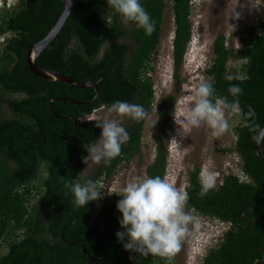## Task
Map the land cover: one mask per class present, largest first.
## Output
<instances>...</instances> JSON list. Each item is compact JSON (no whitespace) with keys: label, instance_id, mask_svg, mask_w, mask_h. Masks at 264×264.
<instances>
[{"label":"trees","instance_id":"trees-1","mask_svg":"<svg viewBox=\"0 0 264 264\" xmlns=\"http://www.w3.org/2000/svg\"><path fill=\"white\" fill-rule=\"evenodd\" d=\"M194 0H173V76L184 82L181 70L193 36ZM264 6V0H262ZM154 22L149 36L135 23L131 28L107 0H74L72 15L36 63L57 70L78 83L96 82L95 88H75L52 82L30 71L27 54L55 25L63 11V0H17L0 7V264H172L158 255H141L124 249L116 233L125 231L116 194L77 207L65 185L88 180L108 182L122 163L129 165L142 149L144 124L151 114L156 92L151 62L161 40L165 0H140ZM264 10V7H263ZM129 39L133 43L130 49ZM214 58L206 70L214 87L212 100L239 101L242 114L235 128V151L241 158L246 179L227 174L221 183L201 195V167L190 173L186 211L218 219L228 225L218 246L210 248L202 264H253L263 257L264 246V161L254 150L255 137L264 127V16L249 28L239 48H229L226 35L218 34L213 44ZM242 61L233 74L228 63ZM232 76V80L226 79ZM242 89L238 97L228 89ZM12 95L17 98L6 101ZM56 98H70L75 104ZM116 101L142 105L144 120H127L130 135L119 156L81 173L83 147L93 143L102 129L84 121L101 107ZM176 96L162 99L159 120H170ZM227 113L234 111L225 109ZM73 120L76 125L73 128ZM73 128V130H72ZM162 130L156 151L147 166L146 177L165 179L169 160ZM264 150V138L262 139ZM101 202V203H100ZM99 203L101 204L99 207ZM251 221H254L251 223ZM251 223V224H249ZM86 249V254L84 250ZM89 256V257H88ZM91 257V258H90ZM262 264V263H261Z\"/></svg>","mask_w":264,"mask_h":264},{"label":"rangeland","instance_id":"rangeland-1","mask_svg":"<svg viewBox=\"0 0 264 264\" xmlns=\"http://www.w3.org/2000/svg\"><path fill=\"white\" fill-rule=\"evenodd\" d=\"M16 1L7 0L8 4H14ZM165 1L168 6L164 13L161 40L158 53L151 62L153 70L150 76L156 97L153 110L144 124L142 149L129 165L122 163L111 180L99 184L98 190L102 191V197L99 200L108 196L107 192L119 189L135 177H146L147 166L155 157L156 138L160 130L164 132L165 138L162 143L167 146L168 150L169 165L165 179L178 189L187 190L190 173L196 166L201 167V177L202 175L213 177L215 186L219 185L222 177L227 174H235L245 179L241 158L235 151L237 142L235 128L242 121V114L239 110L232 113L224 110L223 118L228 127L218 136H214L206 124L199 127L185 126V130H182L181 126L175 123L174 117L185 115L188 112L192 90L199 83L209 80L206 70L214 58L213 44L218 34H225L229 48L233 47L237 50L242 40L248 35L249 28L263 18L264 10L261 7L263 2L258 0L261 6H256L253 0H194L191 16L193 36L180 72L184 83L179 85L173 76L175 29L173 0ZM2 2L3 0H0V7ZM234 12L239 13L238 18H233ZM125 25L131 28L130 24ZM230 25L234 26L233 29ZM2 40L3 37L0 36V43ZM123 41L128 42L132 49L133 43L129 39L126 38ZM241 63L242 61L232 59L228 63L230 71L236 74L234 70L239 68ZM170 94L177 98L172 118L160 121L158 115L160 102ZM17 97L19 95H12L6 98V101ZM107 108L104 106L97 109L86 118L96 114H106ZM119 119L125 127L129 117ZM85 165L87 168L88 165ZM96 166L93 165L84 174ZM189 214L194 218L188 225L189 234L182 241L181 250L173 256L172 264H202L209 249L218 246L224 232L228 229L226 223L216 218L198 215L194 211H190ZM3 246L0 245V250L6 252L7 247Z\"/></svg>","mask_w":264,"mask_h":264},{"label":"clouds","instance_id":"clouds-1","mask_svg":"<svg viewBox=\"0 0 264 264\" xmlns=\"http://www.w3.org/2000/svg\"><path fill=\"white\" fill-rule=\"evenodd\" d=\"M253 3L261 6L258 0H253ZM107 4L120 15L122 23L133 22L149 36L155 30L154 22L140 0H107ZM232 16L238 18L239 13L234 12ZM230 26L233 29L234 26ZM226 79L232 80L233 77L226 76ZM228 91L232 96L238 97L242 89L239 85L232 84ZM213 93L214 87L210 82L199 83L192 90L188 112L174 117L175 123L180 125L182 130H185V126L199 127L206 124L214 136L225 132L228 126L223 118V112L225 109L236 111L239 108V101L237 99L228 103L226 100H217L214 103ZM147 115L142 105L116 101L106 109V114L81 119V122L94 121L95 126L102 129L100 137L95 142L83 145L88 155L82 160L88 167L81 173L93 165L110 161L120 155L122 145L128 142L130 135L119 118L129 117L134 121H141ZM201 185V195L207 194L215 186L213 177L202 175ZM65 186L72 192L73 203L77 207H85L88 202L102 197V191L98 190L97 183L92 180L84 184L68 182ZM107 193L122 197L116 207L122 213L119 223L125 231H118L116 236L118 242L127 239L123 245L125 250L145 256L158 255L169 261L181 250L182 241L189 234L188 225L194 219L186 211L189 199L186 191L178 189L167 179L156 176L135 177L119 189ZM253 264H261V260L256 258Z\"/></svg>","mask_w":264,"mask_h":264},{"label":"water","instance_id":"water-1","mask_svg":"<svg viewBox=\"0 0 264 264\" xmlns=\"http://www.w3.org/2000/svg\"><path fill=\"white\" fill-rule=\"evenodd\" d=\"M74 0H63V11L58 18L55 25L50 29V31L37 43L33 44L27 54V62L31 72H33L36 76L44 78L46 80L52 82H63L75 88H95V96L98 95V84L96 82H85V83H78L74 81L70 76L65 75L57 70L47 69L42 66H39L36 63L37 58L40 54L46 49V47L57 37L59 32L63 29L64 24L67 22L68 18L72 15V7H73ZM58 100H65L75 104H88L84 102H79L74 99L70 98H56L54 101ZM76 125V121L73 120V128ZM72 128V130H73ZM264 138V127L259 131V133L255 137L254 142V150L261 160L264 161V150L262 148V139ZM258 222H264V219L256 220ZM254 221H251L253 223ZM249 223V224H251ZM85 254L86 249L84 250ZM89 257V256H88ZM91 258V257H90ZM92 260L99 262L101 264H108L102 258H91ZM261 263L264 264V246H263V257L261 259Z\"/></svg>","mask_w":264,"mask_h":264},{"label":"flooded vegetation","instance_id":"flooded-vegetation-1","mask_svg":"<svg viewBox=\"0 0 264 264\" xmlns=\"http://www.w3.org/2000/svg\"><path fill=\"white\" fill-rule=\"evenodd\" d=\"M102 108V107H101ZM83 168L86 169V165L85 163H83ZM2 253H5V252H2Z\"/></svg>","mask_w":264,"mask_h":264},{"label":"built area","instance_id":"built-area-1","mask_svg":"<svg viewBox=\"0 0 264 264\" xmlns=\"http://www.w3.org/2000/svg\"><path fill=\"white\" fill-rule=\"evenodd\" d=\"M245 176V175H244ZM245 179H246V176H245Z\"/></svg>","mask_w":264,"mask_h":264}]
</instances>
